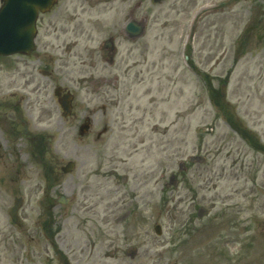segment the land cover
Listing matches in <instances>:
<instances>
[{"label":"rangeland","instance_id":"rangeland-1","mask_svg":"<svg viewBox=\"0 0 264 264\" xmlns=\"http://www.w3.org/2000/svg\"><path fill=\"white\" fill-rule=\"evenodd\" d=\"M133 5L135 19L145 25L147 60L166 57L156 67L162 76L154 77L153 92L143 95L145 86L133 87L139 97L129 117L119 121L139 130L145 144L151 137V144L134 150L132 140H121L127 144L119 149L126 162L120 173L131 170L129 192L119 197L114 222L101 227V249L82 264H264V152L231 126L246 125L249 136L264 146V0H113L96 13L107 22L123 18ZM39 78L46 88L35 97L33 116L23 119L30 130L50 135L52 148L67 151L78 141L71 127L76 122L60 117L50 82L66 80L59 74ZM95 118L94 131L102 124ZM13 147L5 146L0 134V264H50L40 229L48 210L38 207L49 198L32 197L33 178L41 185L39 195L49 178L43 166L29 160L28 146ZM143 170L151 171L150 198L132 194L131 176ZM58 175L55 197H66L77 174ZM16 196L23 197V229L8 216ZM65 208L56 209L57 218ZM107 214L104 209L101 219Z\"/></svg>","mask_w":264,"mask_h":264},{"label":"flooded vegetation","instance_id":"flooded-vegetation-1","mask_svg":"<svg viewBox=\"0 0 264 264\" xmlns=\"http://www.w3.org/2000/svg\"><path fill=\"white\" fill-rule=\"evenodd\" d=\"M112 3L113 0H55L50 8L37 15L33 50L29 54L2 56L0 64L2 141L5 146H28L29 160L43 166L49 178L41 195V185L38 182L37 186L33 178L35 189L32 197L49 198L46 205L38 207L44 209L46 206L48 210L40 229L49 247L50 264H82L96 249H101L105 237L101 227L114 222V215L119 212V197L129 192L125 184L131 170L120 173L124 170L121 164L126 162L119 159V149L127 144L121 140H132L129 146L134 150L148 149L151 144V137L145 144V136L132 125L120 124L119 117H129L132 102L139 97L135 90L132 92L133 87L145 86L143 95L153 92L151 84L156 80L154 77L162 76L156 67L162 66L166 55L162 53L160 60L148 61L149 45L145 32L136 37L134 32L126 30V24L135 19L134 5L127 8L123 18L104 22L96 12L102 5L110 6ZM58 74L66 83L50 80L54 86L51 98L60 117L70 124L76 122L71 127L75 129L73 139H78L67 151L56 146L52 148L50 135L30 130L28 121L23 119V115L33 116L38 107L35 97L46 88L47 83L39 76L48 80ZM123 102H128L126 114L119 111ZM138 110L136 106L135 111ZM78 116L81 117L79 121ZM95 116H98V122H102L96 131L93 129ZM33 127L37 129L35 125ZM126 131H130L129 137H126ZM49 151L51 158H46ZM68 155L72 159L67 158ZM58 156L61 159H57ZM2 158L0 151V164ZM69 162L71 166L67 167ZM65 167L67 173H63ZM72 173L77 174V182L69 186L66 197L59 195L56 198L54 188L58 174ZM131 177L134 181L133 196L150 198L151 171L143 170ZM16 197L21 200L15 227L23 229L19 218L23 197ZM61 197H64V203L59 201ZM146 204L147 201L143 203ZM62 205L66 207L64 214L57 218L56 209ZM104 209L108 214L101 219ZM128 212L130 210L123 214Z\"/></svg>","mask_w":264,"mask_h":264},{"label":"water","instance_id":"water-1","mask_svg":"<svg viewBox=\"0 0 264 264\" xmlns=\"http://www.w3.org/2000/svg\"><path fill=\"white\" fill-rule=\"evenodd\" d=\"M24 3L22 6H20L21 9H24L26 11V7L30 5H34L36 7H39L41 9L49 6L50 2L48 0H22ZM2 18L5 19V16H1L0 13V32H1V25H2ZM34 16L30 18V21H32ZM21 21L23 19H20ZM28 20L25 21L24 23H20L15 29H14V34L10 37H2L0 35V54L3 53H11L16 50H22V48L28 47L30 45V41L28 39V36L30 35L31 28L26 29V27H30L28 24ZM28 24V25H27ZM129 29H133L135 31H140L141 27H134L131 25V27L128 25ZM22 46V47H21ZM222 93H224V86L222 85ZM66 170V169H65ZM15 208H12L10 211V215L13 221H15Z\"/></svg>","mask_w":264,"mask_h":264}]
</instances>
